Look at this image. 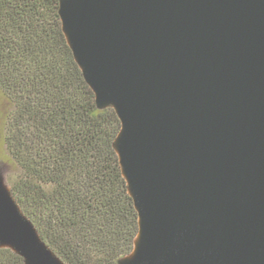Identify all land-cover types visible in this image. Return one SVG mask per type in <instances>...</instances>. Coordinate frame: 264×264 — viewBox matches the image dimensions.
Masks as SVG:
<instances>
[{"label":"water","instance_id":"95a60500","mask_svg":"<svg viewBox=\"0 0 264 264\" xmlns=\"http://www.w3.org/2000/svg\"><path fill=\"white\" fill-rule=\"evenodd\" d=\"M255 5H60L86 81L121 120L114 147L139 214V256L161 253L149 264H264V22ZM20 215L26 263L64 264Z\"/></svg>","mask_w":264,"mask_h":264},{"label":"trees","instance_id":"16d2710c","mask_svg":"<svg viewBox=\"0 0 264 264\" xmlns=\"http://www.w3.org/2000/svg\"><path fill=\"white\" fill-rule=\"evenodd\" d=\"M0 93L9 193L64 264H122L138 213L101 105L62 29L60 0H0ZM0 264H27L0 246Z\"/></svg>","mask_w":264,"mask_h":264},{"label":"rangeland","instance_id":"374dc122","mask_svg":"<svg viewBox=\"0 0 264 264\" xmlns=\"http://www.w3.org/2000/svg\"><path fill=\"white\" fill-rule=\"evenodd\" d=\"M76 1L77 0H60V5L61 7L65 5H72L75 4ZM98 98L103 104H112L111 100L108 98ZM7 109V101L0 93V246L10 247L14 250L19 251L23 255H27V253L25 252L26 250L22 247L23 244L21 240V238L25 237L23 236L24 233H19L18 231L20 227H26L27 224L24 223V220L22 219L23 217L13 205V201L9 193V184L6 178L7 173H9L12 168V163L9 155L6 152L4 144V125ZM139 233L138 220V233L134 240L133 249L131 253L123 259V264H138V256L144 250L141 244H137V242L140 241L138 240ZM14 234L18 235L14 236ZM144 247L147 248V245ZM205 254L207 255L208 259L215 260L213 256L219 255V252H215V250H212V252H205Z\"/></svg>","mask_w":264,"mask_h":264},{"label":"bare ground","instance_id":"6f19581e","mask_svg":"<svg viewBox=\"0 0 264 264\" xmlns=\"http://www.w3.org/2000/svg\"><path fill=\"white\" fill-rule=\"evenodd\" d=\"M254 3L256 4L255 6L257 8V12H256L257 15L264 22V0H254ZM251 5H254V4H251ZM147 220H148L147 216L142 211H140L141 228L144 229L146 227ZM140 235H142V234L139 233L138 240H140V241H138L137 244L138 245L141 244L143 246L144 245L143 241H142L143 237H141ZM148 255L149 254L144 253L141 256H138V264H149L155 256H159L160 257L161 253L157 251L156 253L151 254L150 256H148Z\"/></svg>","mask_w":264,"mask_h":264}]
</instances>
